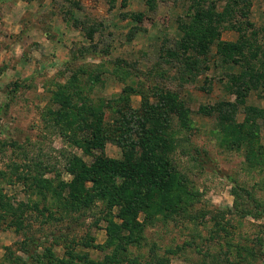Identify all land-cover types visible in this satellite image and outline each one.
I'll use <instances>...</instances> for the list:
<instances>
[{"label": "rangeland", "instance_id": "1", "mask_svg": "<svg viewBox=\"0 0 264 264\" xmlns=\"http://www.w3.org/2000/svg\"><path fill=\"white\" fill-rule=\"evenodd\" d=\"M209 1L221 4L219 12L224 10L226 2ZM191 4L192 0H0V173H4L0 174V199L9 200L14 210L21 203L38 200L29 184L16 179L14 163H18L20 172H32V162L37 160L57 164L62 170L70 154H76L88 166L93 163L91 155L62 135L64 123L58 125L48 117L49 110L59 108L53 94L58 84L66 83L70 76L66 64L76 51L77 66L101 76L99 82L87 83V93L95 102L117 100L123 104V97L119 96L126 88H132L137 93L127 98L132 110L139 111L146 94L140 90L156 86L176 91L192 110L191 130L175 132L179 147L174 158L197 201L185 217L147 224L146 242L140 249L129 246L128 258L150 262L154 255L151 249H155L159 256H168L170 264H264V244L260 241L264 239L263 215L241 217L234 195H240L244 207L255 209L250 194L264 205V166L250 165L251 151L247 154L245 146L228 149L223 145L215 114L198 113L203 106L221 101L236 103L237 95L228 90L227 73L240 74L242 70L237 65H223L215 55L214 45L208 69L198 74L195 81L184 84L179 74L182 67L177 61L170 65L165 51L173 49L180 39L179 23L181 19L185 21ZM133 13H142V21L135 22L130 15ZM249 19L260 32L252 35V27L240 26L247 28L252 45L264 47V0H252ZM239 39V29L222 31L221 41L234 43ZM81 49L84 55L77 51ZM86 49L91 51L85 52ZM116 102L114 106L118 105ZM247 106L263 112L254 118L257 128L253 153L259 157L264 148V93L252 91L237 106L236 119L241 124L247 116ZM104 113L105 121L113 122V109L107 108ZM12 142L18 143L16 150L10 145ZM182 144H186L190 154L181 149ZM122 152L112 143L104 150L111 159H120ZM95 153L101 154L98 150ZM54 177L52 173L46 176ZM60 179L69 183L73 176L64 173ZM16 214L19 216L20 212ZM104 214L105 207L99 202L82 215L72 213L71 219L47 223L37 212H27L24 222L30 223V233L45 242L46 234L57 231L76 242L91 236L101 246L108 239ZM77 217L78 220L73 219ZM139 220H144L142 213ZM10 221L7 217L0 227V264L4 263L6 247L24 256L17 246L25 235L10 228ZM80 243L77 242L78 251L88 253L96 261L109 253L85 248Z\"/></svg>", "mask_w": 264, "mask_h": 264}, {"label": "trees", "instance_id": "2", "mask_svg": "<svg viewBox=\"0 0 264 264\" xmlns=\"http://www.w3.org/2000/svg\"><path fill=\"white\" fill-rule=\"evenodd\" d=\"M220 1L226 2L222 12L217 10L221 5L217 1L192 0L185 21L181 19L179 23L180 39L173 49L164 50L171 59L170 65L171 62L175 65L177 61L182 67L183 71L179 74L184 84L195 81L198 74L208 69L214 45L215 55L222 59L223 65H237L242 70L240 74L227 73L228 90L237 95L236 103L221 101L212 106H203L198 113L215 114L217 130L224 137L223 145L228 149L245 146L247 154L251 151L248 156L250 165L263 167L264 148L259 151V157L253 153L257 128L254 118L263 112L247 106L245 121L241 124L236 119L237 106L243 104L252 91L264 93V47L252 45L246 34L247 28L243 30L240 26L252 27V35L260 32L254 29L249 19L252 0ZM130 15L135 22L142 21L144 16L142 13ZM235 28L240 31L239 41H221L224 29ZM77 51L84 55L83 49ZM73 55L72 60L66 64L70 76L66 83L58 84L53 94L59 108L54 112L49 110L48 117H52L58 125L64 123L60 129L62 135L91 155L93 163L86 165L76 154L68 155L62 170L58 169L57 164L37 160L32 162L35 167L32 172H20V166L14 163L13 174H16V179L29 184L38 200L32 204L21 203L14 210L9 200L4 202L0 199V212H5L0 214V227L10 217L12 221L8 226L25 235V239L17 246L24 256L17 255L12 247H6L3 264H170V258L159 256L155 249H151L154 255L146 263L139 257L130 259L126 253L129 246L140 249L144 245L147 224L153 225L158 221L167 223L177 217H185L197 201V196L190 191L186 174L179 170L174 158L179 147L174 138L175 132L191 130L192 110L176 91L156 86L151 90H140L139 93L146 94H143V107L139 111L132 110L127 98L137 93L132 88H126L119 96L123 97V104H118L117 100L105 103L97 99L95 102L87 93V83H97L101 76L98 72L91 74L84 66H77L79 55L76 51ZM15 87L17 89L19 85ZM113 102L118 105L114 106ZM107 108L113 109L116 114L113 122L105 121L104 110ZM109 143L123 149L120 159H111L105 155L104 150ZM10 145L14 150L19 147L17 142ZM181 149L186 153L190 151L186 144H182ZM97 150L101 154L97 155ZM197 152L200 154V151ZM63 172L73 176L71 182L60 179ZM50 173L55 175L54 179L46 178ZM234 195L235 207L241 217L252 215L259 218L263 215L264 218V205L254 196L250 194L251 203L256 204L255 209L247 205L244 207L240 195L237 192ZM99 202L105 207L107 241L100 246L89 236L77 242H81L85 248L109 251L101 261L92 259L86 252L78 251L76 247L79 244L63 233L51 231L46 234L47 242L40 240L34 233H30V223L24 222L27 212H37L47 223L69 217L71 219L72 213L82 215ZM18 211L19 216L16 214ZM141 213L144 215L143 222L139 220ZM73 219L78 220L79 217ZM218 226H221L219 222ZM260 241L264 244V239Z\"/></svg>", "mask_w": 264, "mask_h": 264}]
</instances>
